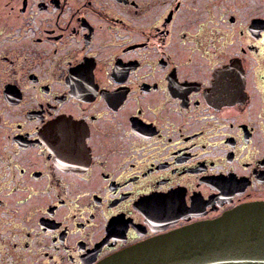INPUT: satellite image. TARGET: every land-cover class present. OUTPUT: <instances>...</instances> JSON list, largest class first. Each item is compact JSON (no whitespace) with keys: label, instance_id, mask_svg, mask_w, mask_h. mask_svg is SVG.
I'll use <instances>...</instances> for the list:
<instances>
[{"label":"flooded vegetation","instance_id":"flooded-vegetation-1","mask_svg":"<svg viewBox=\"0 0 264 264\" xmlns=\"http://www.w3.org/2000/svg\"><path fill=\"white\" fill-rule=\"evenodd\" d=\"M264 204V0H0V264H99Z\"/></svg>","mask_w":264,"mask_h":264},{"label":"water","instance_id":"water-1","mask_svg":"<svg viewBox=\"0 0 264 264\" xmlns=\"http://www.w3.org/2000/svg\"><path fill=\"white\" fill-rule=\"evenodd\" d=\"M99 264H264V204L240 206L114 254Z\"/></svg>","mask_w":264,"mask_h":264}]
</instances>
